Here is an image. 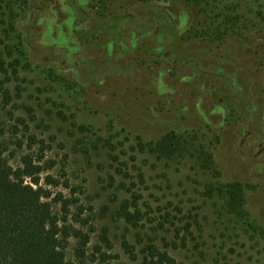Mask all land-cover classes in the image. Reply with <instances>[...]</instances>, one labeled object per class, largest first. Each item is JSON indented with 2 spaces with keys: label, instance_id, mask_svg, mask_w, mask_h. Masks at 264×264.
<instances>
[{
  "label": "rangeland",
  "instance_id": "1",
  "mask_svg": "<svg viewBox=\"0 0 264 264\" xmlns=\"http://www.w3.org/2000/svg\"><path fill=\"white\" fill-rule=\"evenodd\" d=\"M1 60L17 71L0 68L4 155L16 167L39 151L42 178L67 179L69 224L90 239L84 264L97 251L141 264L151 242L178 264H264V0H0ZM168 134L186 150L138 149ZM233 184L243 219L227 210ZM133 195L136 226L119 217Z\"/></svg>",
  "mask_w": 264,
  "mask_h": 264
},
{
  "label": "trees",
  "instance_id": "2",
  "mask_svg": "<svg viewBox=\"0 0 264 264\" xmlns=\"http://www.w3.org/2000/svg\"><path fill=\"white\" fill-rule=\"evenodd\" d=\"M9 10L12 14V7H9ZM213 40L217 44L222 41L216 37ZM0 68L1 72H7L8 69L14 68L13 74L17 73L15 65L13 67L7 65L3 60L0 61ZM0 90L3 104H9L11 99L8 92L4 88ZM17 123L24 126L25 129L28 128L23 119H17ZM28 139L30 144L27 148L29 152H32L36 141L30 136ZM184 141L186 139L179 138L177 141L174 134H168L155 143H144L140 140L138 149L141 152L156 154L159 158L169 157L186 150L183 146ZM18 146L22 148L21 144ZM38 152L36 155L28 153L22 156L19 164L13 167L4 155L5 148L0 141V264H72L66 259V249L72 239L78 242L76 258L78 262L84 264L87 259L85 248L90 240L89 235L74 229L68 220L70 208L77 205L78 198L73 197L75 191L64 175L61 176L63 181H57L49 175L42 178L46 168L42 165L43 156L38 157ZM187 152L201 161L205 169L212 170L211 157L201 148H195L194 142L191 143L190 150ZM138 176L140 179L142 178L141 174ZM59 186L64 190H69L71 197L67 198L62 192L56 194L51 192V188ZM224 193L228 196V213L241 219L247 217V213L243 210L242 188L238 184L229 185L225 187ZM132 199L131 204L124 202L119 217L125 223L136 226L144 219L145 214H142L138 209L141 197L133 195ZM54 206L60 207L61 216L54 211ZM132 207L135 211H131ZM188 226H186V230H188ZM175 231L178 235L180 229L176 228ZM254 231L264 238V231L255 229ZM105 240L107 246L111 247L107 239ZM122 247L132 261L137 260L134 249L127 242H123ZM97 252L100 257L97 259L94 256L95 261L91 262L111 264L109 254ZM141 264L178 263L168 252L158 249L151 242L143 251Z\"/></svg>",
  "mask_w": 264,
  "mask_h": 264
}]
</instances>
